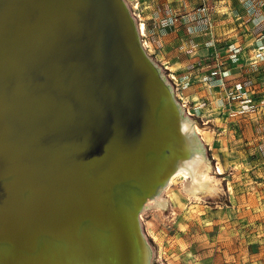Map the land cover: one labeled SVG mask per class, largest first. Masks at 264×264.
Here are the masks:
<instances>
[{"label":"water","instance_id":"1","mask_svg":"<svg viewBox=\"0 0 264 264\" xmlns=\"http://www.w3.org/2000/svg\"><path fill=\"white\" fill-rule=\"evenodd\" d=\"M201 158L126 0H0V264H153L142 214Z\"/></svg>","mask_w":264,"mask_h":264},{"label":"rangeland","instance_id":"2","mask_svg":"<svg viewBox=\"0 0 264 264\" xmlns=\"http://www.w3.org/2000/svg\"><path fill=\"white\" fill-rule=\"evenodd\" d=\"M126 1L140 25L145 49L161 66L177 99L200 129L209 159L204 162L210 165V177L220 187L217 194L196 199L186 187L190 177L178 176L154 203L157 206L142 214L143 229L154 251L153 264H250L241 259L229 260L227 250L232 248L234 256L244 255L258 240L250 243L249 237L244 239L243 235L264 222V200L254 194L264 191V98L259 93L263 85L260 75L227 86L232 68H243L245 61L244 48L229 41L211 39L206 47L214 51L201 56L196 55L198 45H191L180 59L192 57L195 61L182 73L163 58L161 38L180 30L183 21L195 28L204 26L212 38L216 16L213 3L209 6L204 0L203 5L190 8L185 3L180 6L182 0ZM260 46L252 59L257 66L264 65ZM197 83L209 89L220 87L225 92L230 117L237 121H231L225 130H213L211 118L204 113L210 102L191 97ZM248 123L254 126L256 137L247 135ZM234 207L241 211L231 212ZM248 207L255 208L256 213H250Z\"/></svg>","mask_w":264,"mask_h":264},{"label":"crops","instance_id":"3","mask_svg":"<svg viewBox=\"0 0 264 264\" xmlns=\"http://www.w3.org/2000/svg\"><path fill=\"white\" fill-rule=\"evenodd\" d=\"M206 2L209 6L213 3L216 9L212 38L206 33L204 26L195 28L183 21L184 26L180 30L161 38L164 50L163 58L166 62H169L172 69L182 73L195 59L191 57L182 60L180 57L194 43L198 45L197 56L214 51V48L206 47L211 39L229 41L240 45L244 48V66L243 68L242 66L232 68L231 77L227 79V86L243 80H252V78L260 75V82L263 85L260 86L259 93L264 98V65L257 66L252 61L258 46L264 44V0H207ZM204 3V0H188L185 2L182 0L179 5L184 4L192 8L201 6ZM260 47L264 51V45ZM258 69L260 73L257 74ZM191 93V97L195 100L210 102L208 110H204V113L207 112L208 117L211 118L213 124L211 128L213 130H225L231 121L236 120L230 117L226 108L225 92L220 87L209 89L203 83H197L192 88ZM246 126L247 135L250 138L256 137L252 123H248ZM262 163L264 164V160H262ZM254 194L259 195L264 200V191H255ZM247 210H250V213H256L255 208L248 207ZM237 211H241V209H236V207L231 209V212L237 213ZM261 211L264 216V205ZM246 233L247 231L244 232V234ZM244 236L249 237L250 243L258 240V244H251L244 255L234 256L232 255L233 249L229 248L227 250V253L231 255L229 260L241 259L242 262H249L250 264H264V222L260 227L251 228L248 234L243 235L245 239Z\"/></svg>","mask_w":264,"mask_h":264},{"label":"bare ground","instance_id":"4","mask_svg":"<svg viewBox=\"0 0 264 264\" xmlns=\"http://www.w3.org/2000/svg\"><path fill=\"white\" fill-rule=\"evenodd\" d=\"M196 130L197 132H200L199 128H196ZM210 170V165L205 163L202 158L197 160L191 167L189 173L192 178H190V182H187L189 185L186 183L188 185L186 187L191 189V193L196 199H199L201 196L217 194L220 190L218 183L216 184L215 180L210 177ZM217 171L222 173L220 168H218ZM183 175H188V177H190L188 172H182L176 175L171 182H173L178 176Z\"/></svg>","mask_w":264,"mask_h":264}]
</instances>
